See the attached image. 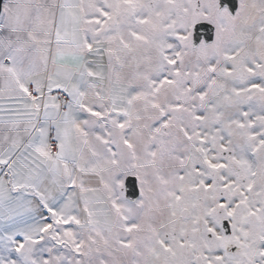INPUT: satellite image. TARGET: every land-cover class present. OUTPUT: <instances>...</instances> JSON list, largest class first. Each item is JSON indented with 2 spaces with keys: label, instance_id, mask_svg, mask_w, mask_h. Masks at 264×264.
I'll return each instance as SVG.
<instances>
[{
  "label": "snow or ice",
  "instance_id": "1",
  "mask_svg": "<svg viewBox=\"0 0 264 264\" xmlns=\"http://www.w3.org/2000/svg\"><path fill=\"white\" fill-rule=\"evenodd\" d=\"M0 264H264V0H0Z\"/></svg>",
  "mask_w": 264,
  "mask_h": 264
}]
</instances>
